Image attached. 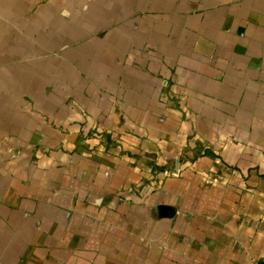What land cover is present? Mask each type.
<instances>
[{"label":"crops","instance_id":"obj_1","mask_svg":"<svg viewBox=\"0 0 264 264\" xmlns=\"http://www.w3.org/2000/svg\"><path fill=\"white\" fill-rule=\"evenodd\" d=\"M264 264V0H0V264Z\"/></svg>","mask_w":264,"mask_h":264},{"label":"built area","instance_id":"obj_2","mask_svg":"<svg viewBox=\"0 0 264 264\" xmlns=\"http://www.w3.org/2000/svg\"><path fill=\"white\" fill-rule=\"evenodd\" d=\"M252 264H256V263H252Z\"/></svg>","mask_w":264,"mask_h":264}]
</instances>
